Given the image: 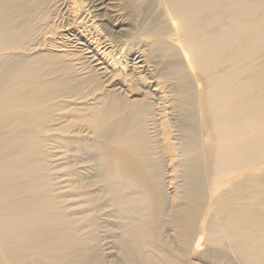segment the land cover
Wrapping results in <instances>:
<instances>
[{
	"label": "bare ground",
	"instance_id": "1",
	"mask_svg": "<svg viewBox=\"0 0 264 264\" xmlns=\"http://www.w3.org/2000/svg\"><path fill=\"white\" fill-rule=\"evenodd\" d=\"M109 248L264 264V0H0V264Z\"/></svg>",
	"mask_w": 264,
	"mask_h": 264
},
{
	"label": "rangeland",
	"instance_id": "2",
	"mask_svg": "<svg viewBox=\"0 0 264 264\" xmlns=\"http://www.w3.org/2000/svg\"><path fill=\"white\" fill-rule=\"evenodd\" d=\"M151 6L149 7L148 11L145 12V14H139V15L130 14L131 17H129L128 21L130 25L129 28L132 34H140L141 32H143L144 29H147L148 27H155V26L160 25L161 19L163 18V16H161V10H159L160 8L155 3L152 4ZM49 14H50V18H52L50 19L51 25L53 24V22L56 24H59V21H60L59 16H58L59 11L57 10V7L53 6L51 8V11H49ZM156 60L159 61L160 59H158L157 57ZM169 231L172 233L171 228L168 227L167 229L164 230V234L167 235V233H170ZM113 241L114 239H111V238H107L106 240V242H110V243ZM108 252L109 253L112 252V254L111 253L108 254ZM115 253H116L115 248L114 249L109 248V250L106 251V255H108L109 264H115L117 260L115 258ZM113 254H114V257H113ZM109 255H111L112 257Z\"/></svg>",
	"mask_w": 264,
	"mask_h": 264
}]
</instances>
